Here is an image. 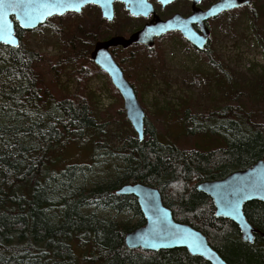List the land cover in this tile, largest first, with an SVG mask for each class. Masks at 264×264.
Here are the masks:
<instances>
[{
    "label": "trees",
    "instance_id": "trees-1",
    "mask_svg": "<svg viewBox=\"0 0 264 264\" xmlns=\"http://www.w3.org/2000/svg\"><path fill=\"white\" fill-rule=\"evenodd\" d=\"M239 9L261 18L264 25L263 0ZM16 30L18 47L0 43V264H211L183 247L128 248L126 233L144 224L145 217L135 195L115 191L135 182L159 188L174 218L202 231L229 264H264V202L245 204L247 219L257 229L254 242H248L235 222L216 217L212 198L197 189L201 181L264 160V121L256 120L241 102L188 116L191 125L185 133L222 142L211 149L188 150L167 139L147 115L140 139L125 114L131 133L114 149L102 136L109 121L96 114L82 91L57 97L43 92L36 73L41 56L22 38L30 30L18 24ZM257 33L264 40V31ZM254 90V100H264V84ZM99 144L124 164L116 177L88 186L77 179L87 167L60 155L70 145ZM100 207L130 210L139 222L130 225L99 216Z\"/></svg>",
    "mask_w": 264,
    "mask_h": 264
},
{
    "label": "rangeland",
    "instance_id": "rangeland-1",
    "mask_svg": "<svg viewBox=\"0 0 264 264\" xmlns=\"http://www.w3.org/2000/svg\"><path fill=\"white\" fill-rule=\"evenodd\" d=\"M149 1L162 18L191 12L189 0H176L164 9L158 0ZM214 1L203 0L199 5L206 8ZM114 9L115 17L109 21L98 6L91 4L80 13L52 17L51 23L25 32L22 38L41 56L36 73L43 92L57 97L82 91L92 100L96 114L109 121L102 136L106 135L109 146L116 149L131 133L129 120L124 119L125 108L124 114H118L124 99L109 75L92 62L90 53L96 41L113 35L128 36L148 20L131 15L121 1L114 3ZM208 25L210 36L205 50L196 48L179 31L157 38L151 49L144 45L112 49L148 119L167 139L188 150L211 149L222 143L215 136L185 133L191 125L188 116L207 115L241 102L256 120L264 121V100H254L255 85L264 84V40L257 33L264 31L261 18L256 20L250 11L239 9L210 19ZM133 131L137 134L134 128ZM99 145H70L60 155L68 163L87 167L77 179L88 186L116 177L124 164L119 155ZM96 211L99 216L130 225L140 219L130 210L118 212L100 207Z\"/></svg>",
    "mask_w": 264,
    "mask_h": 264
},
{
    "label": "water",
    "instance_id": "water-1",
    "mask_svg": "<svg viewBox=\"0 0 264 264\" xmlns=\"http://www.w3.org/2000/svg\"><path fill=\"white\" fill-rule=\"evenodd\" d=\"M116 1L123 2L133 16L152 15V18L128 36L113 35L96 41L90 56L95 64L109 75L113 85L122 95L126 116L138 137L143 139L145 109L111 48L117 46L127 48L134 43L153 48L156 37L170 31H180L192 45L199 50H205L210 36L206 20L217 17L224 11L251 5L252 0H217L206 9L198 5L202 0H192V12L189 15L176 12L167 18H161L149 0H65V3L58 7L47 6L55 3V0H2L0 15L7 21V29L3 38H0V43L13 47L20 45L21 39L17 34L16 24L24 30H32L46 23L52 16H61L69 11L79 13L90 4L98 5L102 16L111 21L115 17ZM173 1L175 0H158L162 7ZM195 23L199 24L200 31L194 27ZM197 189L212 198L216 217L232 220L238 225L243 240L254 242L257 229L247 219L244 207L252 200L264 202V160H259L245 169L235 170L223 178L201 181L197 184ZM115 192L135 195L145 217L144 224L126 233L125 243L128 248L157 251L183 247L190 254L201 256L211 264H229L210 244L202 231L174 218L173 211L165 205L159 188L135 182L126 183Z\"/></svg>",
    "mask_w": 264,
    "mask_h": 264
},
{
    "label": "snow or ice",
    "instance_id": "snow-or-ice-1",
    "mask_svg": "<svg viewBox=\"0 0 264 264\" xmlns=\"http://www.w3.org/2000/svg\"><path fill=\"white\" fill-rule=\"evenodd\" d=\"M2 2V0H0ZM65 3V0H55V3L47 5L48 7H58ZM7 29V21L4 19L2 15H0V38H3ZM10 34V33H8Z\"/></svg>",
    "mask_w": 264,
    "mask_h": 264
},
{
    "label": "flooded vegetation",
    "instance_id": "flooded-vegetation-1",
    "mask_svg": "<svg viewBox=\"0 0 264 264\" xmlns=\"http://www.w3.org/2000/svg\"><path fill=\"white\" fill-rule=\"evenodd\" d=\"M189 1H191V12H192V4H193V1H192V0H189ZM202 1H203V0H202ZM202 1H201V2H202ZM216 1H217V0H216ZM201 2H200V3H201ZM214 2H215V1H214ZM214 2H213V3H214ZM200 3H199V4H200ZM170 4H171V3H170ZM199 4H198V5H199ZM211 4H212V3H211ZM211 4H210V5H211ZM92 5H95V4H92ZM210 5H209V6H210ZM96 6H98V5H96ZM199 6H200V5H199ZM209 6H208V7H209ZM98 7H99V6H98ZM161 7H162V6H161ZM208 7H206V8H208ZM99 8H100V7H99ZM162 8L164 9V7H162ZM206 8H203V9H206ZM235 9H236V8H235ZM235 9L229 10V11H227V12L233 11V10H235ZM100 10H101V9H100ZM191 12H190V13H191ZM225 12H226V11H225ZM225 12H223V13H225ZM156 13H157V11H156ZM190 13H189V14H190ZM157 14H158V13H157ZM174 14H175V13H174ZM189 14H188V15H189ZM221 14H222V13H221ZM158 15H159V14H158ZM172 15H173V14H172ZM159 16H160V15H159ZM170 16H171V15H169V16H167V17H170ZM186 16H187V15H186ZM160 17H161V16H160ZM167 17H163V18H167ZM144 18H146V19L148 20L147 22H149V21L151 20V18H152V15L149 16V17H144ZM161 18H162V17H161ZM211 19H213V18H211ZM209 20H210V19L206 20V24H207L208 28H209V25H208ZM145 23H146V22H145ZM194 27L196 28V30L200 31V26H199L198 23H195V24H194ZM209 29H210V28H209ZM110 37H111V36H110ZM112 49H113V48H111V51H112ZM112 53H113V51H112ZM113 55H114V54H113Z\"/></svg>",
    "mask_w": 264,
    "mask_h": 264
},
{
    "label": "bare ground",
    "instance_id": "bare-ground-1",
    "mask_svg": "<svg viewBox=\"0 0 264 264\" xmlns=\"http://www.w3.org/2000/svg\"><path fill=\"white\" fill-rule=\"evenodd\" d=\"M255 227V226H254ZM256 234V233H255ZM241 236H242V234H241ZM243 239V238H242ZM245 241V240H244Z\"/></svg>",
    "mask_w": 264,
    "mask_h": 264
}]
</instances>
